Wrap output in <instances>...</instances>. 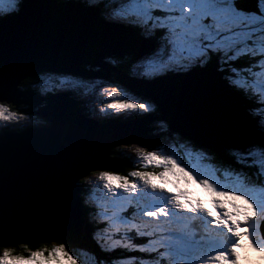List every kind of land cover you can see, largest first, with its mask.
<instances>
[{
  "label": "snow or ice",
  "instance_id": "obj_1",
  "mask_svg": "<svg viewBox=\"0 0 264 264\" xmlns=\"http://www.w3.org/2000/svg\"><path fill=\"white\" fill-rule=\"evenodd\" d=\"M29 4L0 0V34L27 18ZM74 4L86 22L114 30L129 46L106 53L124 79L46 68L6 82L0 69V140L52 127L14 95L64 100L77 112L96 103L99 117L131 113L154 124V134L110 146L120 149L113 157L131 149L134 170L112 171L115 159L84 167L68 176L55 203L21 211L0 191V264H241L242 251L264 257V0ZM193 76L210 85L200 94V130L175 122L157 95L136 91Z\"/></svg>",
  "mask_w": 264,
  "mask_h": 264
},
{
  "label": "water",
  "instance_id": "obj_2",
  "mask_svg": "<svg viewBox=\"0 0 264 264\" xmlns=\"http://www.w3.org/2000/svg\"><path fill=\"white\" fill-rule=\"evenodd\" d=\"M27 9V18L0 34V69L6 70V82L46 68L80 69L94 79H124L104 58L110 51H128L129 46L114 30L86 22L74 1L30 0ZM209 87L204 78L193 76L151 89L136 85V91L157 95L175 122L200 130L204 105L200 94ZM13 98L21 107L26 101L33 114L51 121L52 127L0 140V191L9 208L24 211L29 204L55 203L66 195L69 175L112 162L110 146L152 137L139 120L111 132L86 120L67 101L47 104L42 98ZM111 170L115 172V166Z\"/></svg>",
  "mask_w": 264,
  "mask_h": 264
},
{
  "label": "trees",
  "instance_id": "obj_3",
  "mask_svg": "<svg viewBox=\"0 0 264 264\" xmlns=\"http://www.w3.org/2000/svg\"><path fill=\"white\" fill-rule=\"evenodd\" d=\"M104 61H109L108 57H105L104 58ZM29 83V80H27L26 82L22 83V85L24 84H27ZM112 102V101H110ZM85 108V111H83V113L87 116H91L93 115V112L92 110ZM152 125V124H151ZM151 125H149V127L151 128ZM117 158H122V157H118L116 156ZM137 163H134L133 161H130L129 159L128 160H122L121 159V162H118L116 167H115V172L117 173H120V174H126L128 171H131V170H134L135 168L134 167H137ZM89 247L88 246H85L84 248L81 249L82 252H85V251H88Z\"/></svg>",
  "mask_w": 264,
  "mask_h": 264
},
{
  "label": "rangeland",
  "instance_id": "obj_4",
  "mask_svg": "<svg viewBox=\"0 0 264 264\" xmlns=\"http://www.w3.org/2000/svg\"><path fill=\"white\" fill-rule=\"evenodd\" d=\"M63 1H74V0H63ZM95 80H100V79H95ZM101 81H105V80H104V79H101ZM129 95H132V94L129 93ZM96 97H98L100 100H104L105 102H110V101L108 100L107 97L99 96V93H98V92L96 93ZM93 104L95 105V108H97L95 111H96V113H97V115H98V116H96V115H93V116H94L96 119H98V121H101V118H99V107H101L102 105H99V104H96V103H93ZM125 114H130V113H124V115H125ZM152 125H153V127H154V129H155V125H154V124H152ZM149 133H150L151 135H153V134H154V130L151 129V130L149 131ZM110 150H111V153H112V152H113V151H112V148H110ZM114 150H116V151H120V149H118L117 147H115ZM126 154L129 155V156H131L134 160L136 159V158H135V154H134V152H133L131 149L127 150ZM93 179H94V178H93ZM193 187H195V186H193ZM190 190H191V189H190ZM196 191H197L198 193L200 192L199 189H196ZM78 254H80V256H81V260H82V261L87 260V257L83 255V252H82V251H80V253H78Z\"/></svg>",
  "mask_w": 264,
  "mask_h": 264
},
{
  "label": "clouds",
  "instance_id": "obj_5",
  "mask_svg": "<svg viewBox=\"0 0 264 264\" xmlns=\"http://www.w3.org/2000/svg\"><path fill=\"white\" fill-rule=\"evenodd\" d=\"M110 74H111V73H110ZM110 80H112V79H110ZM130 93H131V92H130ZM149 125H150V124H148V128H149L150 130H151V128H153L152 130H154L153 125H151V128L149 127ZM150 130H149V131H150ZM148 134H150V133L148 132ZM114 148H115V147H112V151H113V152H117L116 150H114ZM110 151H111V150H110Z\"/></svg>",
  "mask_w": 264,
  "mask_h": 264
}]
</instances>
